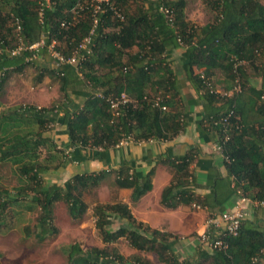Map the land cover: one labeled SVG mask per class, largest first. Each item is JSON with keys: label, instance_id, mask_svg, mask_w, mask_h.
Masks as SVG:
<instances>
[{"label": "trees", "instance_id": "16d2710c", "mask_svg": "<svg viewBox=\"0 0 264 264\" xmlns=\"http://www.w3.org/2000/svg\"><path fill=\"white\" fill-rule=\"evenodd\" d=\"M92 1L0 0V49L15 48L19 37L30 44L44 35L46 43L54 40L57 50L70 54L92 23V8L80 10L79 5L88 6ZM201 1L205 12L212 13L201 26L187 14V0H155L146 6L138 4L134 10H129V0H111L122 19L102 4L98 14L102 23L95 30L92 52L80 68L89 89H69L78 98L74 102L67 89L78 80L73 66L38 68L34 83L38 85L46 77L57 80L63 96L49 106L25 103L0 112V162L15 165L22 183L11 194L6 188L0 189V212L20 202L27 189L32 191L31 202L38 209L34 239L42 241L57 232L52 213L56 201L66 204L71 218L81 219L88 208L84 194L97 191L108 179L109 200H95L92 206L101 245L83 248L77 242L69 244L64 249L65 264H263L264 221L248 219L242 220L237 235L226 237L225 250L212 251L198 245L192 257L179 259L170 246L174 235L137 221L120 195L128 190L129 201H136L148 192L152 169L138 174L130 172L128 162H122L117 169L72 174L62 185L46 186L42 182L47 170L64 164V149L45 135L51 123L66 133L68 146L74 148L72 159L80 156V148L94 149L93 157L103 158L104 152L122 139L163 140L181 132L184 108L176 73L166 60L167 51L181 48L182 72L202 98L203 109L209 108L203 121L214 134V142L221 146L227 175H216L212 191L200 196L189 187L193 181L188 168L190 156L167 158L171 177L159 202L170 208L192 203L208 206L211 196L217 210L210 209L207 215L220 213L225 209L226 196L216 194V188L226 179L233 183L226 195L234 192L251 203L264 201V2ZM160 4L171 10V22L158 11ZM79 13L82 16L73 22L72 16ZM26 54L0 55V88L12 71L20 73L31 62L25 60ZM243 60L246 62L242 64ZM201 67L207 82L200 76ZM217 71L223 75L225 89L217 88L212 78ZM254 76L262 78L259 88L250 81ZM236 84L240 85L239 92L231 96L220 93ZM95 92H101L102 97ZM122 92L134 101L115 115L105 98H116ZM156 96H160L158 105H154ZM230 108L234 113L224 139L220 118ZM114 218L124 224L113 228ZM121 239L135 253L123 256L119 252Z\"/></svg>", "mask_w": 264, "mask_h": 264}, {"label": "crops", "instance_id": "0c3cea01", "mask_svg": "<svg viewBox=\"0 0 264 264\" xmlns=\"http://www.w3.org/2000/svg\"><path fill=\"white\" fill-rule=\"evenodd\" d=\"M189 17L191 18V16ZM204 23L205 22H200L197 25L201 26ZM182 54L183 50L181 48L169 50L166 53V60L177 76V84L181 96L180 103L185 113L184 129L172 138L141 141L125 139L123 143H118L107 149L104 152L103 158L93 157V152H95L94 149L80 148V156L76 159H72L71 152L74 148L68 146L66 133L57 125L53 130L54 139H58L62 148L69 153L67 162L62 166L64 170L69 169V177L75 173L101 169H117L122 162L129 163L130 172L142 174L151 169L153 170L152 187L148 192L143 194L136 201H129L128 190H123L120 195L123 201L128 202L131 213L137 221H141L151 228L169 232L174 235L170 240V246L179 259L186 257L190 258L195 254V250L199 245L197 236L205 228L204 219L209 213V210L212 209L215 212L217 206L215 205V200L211 196L208 198L209 205H200V209L193 207V203L189 206L178 205L173 208L161 205L159 202L161 191L163 187L168 184L171 177L169 166L165 162L166 159L181 157L185 154L190 156L188 168L193 174V181L189 184V187L200 196L206 195L212 191V181L216 175H221L222 177H226L227 175L223 155L220 151L215 149V136L209 131L206 127V123L203 121L206 109L208 111L209 108L206 107L205 110L203 109L202 98L191 83L184 77L180 64L183 61ZM39 57L40 55L38 58ZM245 62L246 61L243 60L241 63L243 64ZM202 69L201 67L198 71ZM212 78L216 86H218L217 88L225 89L223 75L220 71H217ZM250 81L256 88H259L262 78L260 76H254ZM42 83L43 82L40 84ZM70 95L74 96L72 94ZM28 98H30V103L37 102L34 95L28 96ZM72 99L74 102L77 101L75 98ZM232 185L233 183H228L226 179L220 188H216V194H223V196H226L225 198L223 197L225 209L234 207L241 197L234 192L226 195ZM242 206L247 211L245 219L258 220V222L261 220L264 221V206L247 201L243 202ZM121 224H124L123 220L114 218L112 227L116 228ZM124 244L127 246L129 252L128 254L123 253V251L120 250L121 244L119 243V252L123 256L127 257L135 253V250L128 246L125 241ZM148 257L152 260L155 259L152 255H148ZM113 262L115 264H129L118 263L117 261ZM261 263L264 264V260L261 261Z\"/></svg>", "mask_w": 264, "mask_h": 264}, {"label": "rangeland", "instance_id": "374dc122", "mask_svg": "<svg viewBox=\"0 0 264 264\" xmlns=\"http://www.w3.org/2000/svg\"><path fill=\"white\" fill-rule=\"evenodd\" d=\"M155 0H129V10H134L138 4L146 6L148 2ZM264 2V0H262ZM186 12L191 16V20L196 24L206 22L212 13H206L204 4L201 0H187ZM75 17L82 16L80 13ZM51 68V60L48 51H41L40 57L31 60L26 67L19 73L12 71L8 76V80L0 88V112L8 106L30 103L28 96L34 95L36 98V106H49L51 103L59 100L63 93L59 90L55 83L57 80L45 78L42 84L36 85V73L39 69ZM81 70V69H80ZM78 80H75L69 89H89L90 84L86 82L83 71L76 73ZM6 86V87H5ZM72 94V93H71ZM74 95V94H72ZM70 98L78 100L76 95ZM56 123L48 125L45 135L53 137V130ZM54 138V137H53ZM56 144L60 150L62 146L59 140ZM44 153V151H41ZM68 151L65 149L61 152V159L64 164L67 162ZM63 164V165H64ZM52 165V164H50ZM69 178V169L59 167L58 169H49L43 174L42 182L48 186L51 184L62 185ZM21 183L16 166L10 162H0V189L6 188L8 193H14L16 186ZM20 202L12 203L13 205L4 207L0 212V264H65L66 253L65 248L77 242L81 247L101 245L100 240L94 227V216L92 214V206L95 200L107 202L109 198L108 179L101 182L99 188L95 192L84 194V199L88 203L86 213L81 219H73L69 216L66 204L63 201H56L53 205V224L57 228V232L47 236L44 240L39 241L33 238L32 232L35 229V217L38 209L31 202L32 191L26 190ZM3 196H0V200ZM27 226V230L23 227ZM120 250L128 254L129 250L124 244V240L119 241ZM129 256V255H128ZM111 264H115L111 261Z\"/></svg>", "mask_w": 264, "mask_h": 264}, {"label": "built area", "instance_id": "2783aa9c", "mask_svg": "<svg viewBox=\"0 0 264 264\" xmlns=\"http://www.w3.org/2000/svg\"><path fill=\"white\" fill-rule=\"evenodd\" d=\"M102 4H106L109 10H114V5L111 0H93L90 5L82 6L79 5V9L84 8H92V16H91V27L86 35L76 44L70 54L65 55L59 50H57L54 46L55 41L52 40L50 43H46V36L42 35L38 40L27 44L22 37L18 39V45L15 48H1L0 55L3 53H7L9 55H17L22 52H27L25 56L26 61L34 60L38 58L41 51H48L49 58L51 60V68L54 70H58L62 68V66L70 65L73 66L75 72L80 74V68L86 59L90 56L92 52V47L94 45V35L95 30L99 24H101L102 20L98 16L99 13L102 12ZM158 11L162 12L165 17H167V21L171 22L170 14L171 10L167 8L165 5L160 4L158 6ZM115 14L118 18L122 19V16L119 12L115 11ZM77 17L72 16V21H77ZM17 30L20 31L21 27L17 20ZM62 74V72H61ZM200 76L203 78L205 82L206 78L203 73L200 71ZM213 90V89H211ZM240 91V85L236 84L232 89L226 91H220L222 95L231 96L235 92ZM95 96L102 97L101 92H95ZM106 101L109 102L111 108L115 110V115H118L130 102L134 101L129 98L124 92H122L116 98H105ZM160 100V96H156L154 99V105H158ZM164 109V106L161 107ZM234 113V108H230L223 116H221L220 121L224 131V139H227L228 128H229V119L232 117ZM125 139L121 140L119 143H123ZM215 149L221 152V146L215 143ZM250 202L246 197H240L238 203L232 208H226L220 213H213L210 215H206L204 219V230L198 234L197 241L199 245L208 249V250H225L228 247V243L226 237L235 236L238 233V229L242 220H244L247 216L246 209L242 206L243 202ZM256 205L264 206V201L259 203H254ZM193 207L200 209L201 206L193 203Z\"/></svg>", "mask_w": 264, "mask_h": 264}]
</instances>
